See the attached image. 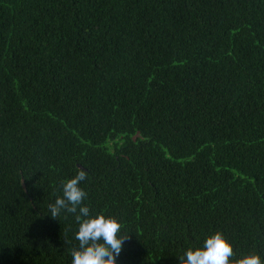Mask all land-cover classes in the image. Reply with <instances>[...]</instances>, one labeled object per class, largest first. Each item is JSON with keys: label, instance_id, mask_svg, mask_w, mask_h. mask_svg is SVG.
<instances>
[{"label": "trees", "instance_id": "1", "mask_svg": "<svg viewBox=\"0 0 264 264\" xmlns=\"http://www.w3.org/2000/svg\"><path fill=\"white\" fill-rule=\"evenodd\" d=\"M80 168L117 264L264 259V0H0V264H71Z\"/></svg>", "mask_w": 264, "mask_h": 264}, {"label": "clouds", "instance_id": "2", "mask_svg": "<svg viewBox=\"0 0 264 264\" xmlns=\"http://www.w3.org/2000/svg\"><path fill=\"white\" fill-rule=\"evenodd\" d=\"M88 173L81 169L73 177L62 182V195L48 204V212L53 218L61 212L76 214L79 229L75 239L78 248L70 252L71 264H117L128 235H121L122 225L113 217L103 214L90 216V209L83 205L87 193L80 187ZM235 250L233 244L221 233L209 235L202 247L189 248L180 256L181 264H233ZM234 264H264L258 254H250L235 260Z\"/></svg>", "mask_w": 264, "mask_h": 264}]
</instances>
